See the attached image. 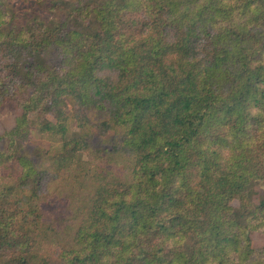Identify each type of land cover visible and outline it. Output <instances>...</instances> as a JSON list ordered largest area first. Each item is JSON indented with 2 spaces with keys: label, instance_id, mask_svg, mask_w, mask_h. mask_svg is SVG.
I'll list each match as a JSON object with an SVG mask.
<instances>
[{
  "label": "trees",
  "instance_id": "1",
  "mask_svg": "<svg viewBox=\"0 0 264 264\" xmlns=\"http://www.w3.org/2000/svg\"><path fill=\"white\" fill-rule=\"evenodd\" d=\"M15 97L0 264H264V0H0Z\"/></svg>",
  "mask_w": 264,
  "mask_h": 264
},
{
  "label": "rangeland",
  "instance_id": "2",
  "mask_svg": "<svg viewBox=\"0 0 264 264\" xmlns=\"http://www.w3.org/2000/svg\"><path fill=\"white\" fill-rule=\"evenodd\" d=\"M19 98L15 97L3 103L0 108V133L11 129L16 124V117L22 113V108L18 102ZM257 190H262V187L257 186ZM253 244L261 248L264 246V235L259 232L250 234Z\"/></svg>",
  "mask_w": 264,
  "mask_h": 264
}]
</instances>
